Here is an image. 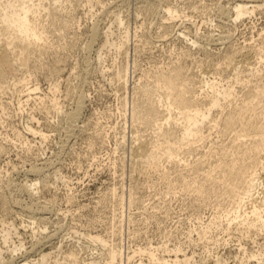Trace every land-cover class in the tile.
<instances>
[{"label":"rangeland","instance_id":"1","mask_svg":"<svg viewBox=\"0 0 264 264\" xmlns=\"http://www.w3.org/2000/svg\"><path fill=\"white\" fill-rule=\"evenodd\" d=\"M91 1L70 0L67 13L75 27L63 41L51 39L52 49L42 58L43 68H34V55L28 69H17L8 80L15 84L25 78L26 85L0 90L4 107L0 108V249L4 261L20 262L28 253L26 258L32 264H38L43 254L50 255L47 264H71L66 258L72 251L87 260L99 252L85 235L100 234L110 240L109 244L121 240L126 254L140 247L181 248L179 259L187 256L196 263L216 256L226 264H264L258 259L243 261L242 252L251 255L264 250V233L227 235L214 231L209 240L199 241L195 228L201 224L194 217L203 210V221H207L214 206L203 207L202 201L179 187L166 195L167 185L157 174L137 166L131 154L138 144L135 136H152L151 128L144 125L137 126L140 132L135 133L132 121L134 104L144 101L136 95L137 88L150 83L146 76L178 64L196 81L233 82L234 67L247 79L257 67L254 53L249 60L244 53L237 55L232 68L222 63L231 50L246 45L250 49L259 44L260 36L264 38V1L250 2L262 7L235 23L230 10L236 0H153L158 4L155 12L150 7L152 0ZM167 9L176 16L171 17ZM118 20L124 27H118ZM94 27L101 35L110 29L115 42L125 38L127 31L125 53L105 48L102 37L90 46ZM125 69L128 82L123 88L116 73ZM54 87L58 89L55 93ZM235 87L237 92L243 91L242 84ZM36 88L37 92L26 97L28 89ZM55 97L62 108L58 112L51 108ZM80 101L81 112L71 123L66 115L74 113ZM123 105L124 112L120 110ZM206 132L209 139L205 147L231 144L230 133ZM196 147L195 152L181 157L198 159L202 149ZM37 170L40 172L35 173ZM34 184L38 186L30 192L23 190ZM119 197L123 206L117 204ZM121 207L125 217L118 232L123 234L114 238L112 218ZM130 216L133 224H129ZM151 216L154 218L146 219ZM5 230L13 234L7 245L3 242ZM14 247L18 251L11 254L7 248L11 251ZM165 255L175 259L173 252ZM142 258L149 264L147 256Z\"/></svg>","mask_w":264,"mask_h":264},{"label":"bare ground","instance_id":"2","mask_svg":"<svg viewBox=\"0 0 264 264\" xmlns=\"http://www.w3.org/2000/svg\"><path fill=\"white\" fill-rule=\"evenodd\" d=\"M87 1L88 4H92L91 0ZM236 1L230 10L234 23L254 14L262 7L255 3L250 4L254 2L253 0ZM154 2L150 3V7L155 12L154 6L158 4L154 5ZM67 3H70V0H0L1 91L10 89V86L26 85L25 78L15 84L8 80L17 69H28L34 55L37 56L34 68H43L42 58L50 48L52 49L51 39L63 41L67 33L75 27L70 13H67ZM221 11L222 14L229 13L231 16L229 11ZM167 12L171 17L176 16L172 9H167ZM117 22L118 27H124L122 20ZM124 34L125 38L115 42L112 40L113 33L110 29L101 35L97 27H94L89 45L102 37L105 48L113 47L118 53H125L128 43L127 31ZM260 38L258 45L255 46V43L254 46L249 45L250 49L246 45L239 50L234 49V52L231 50L222 63L232 68L237 55L244 53L243 56L248 58L254 53L257 57V67L251 69L247 79L245 77L242 79L241 69L234 67L236 74L233 82L223 84L222 80L210 81L207 78L196 81L195 78L185 75L183 66L176 64L147 75L146 80L150 83L146 87L137 88L136 91V95L142 96L144 101L142 105L134 104L132 110L134 128L140 125L149 127L152 136H147L148 139L139 135L134 137L138 144L132 148L131 154L134 157L132 159L144 171L159 176V181L167 185L166 195L180 188L181 192L191 194L193 199L202 201L203 204L200 203L202 206L207 207L211 204L214 206L207 221H203V210V214L199 211L194 217L201 224L197 230L195 228L199 241L209 240V234L214 231L227 235H235L237 232L247 235L264 233V38L261 36ZM245 61L247 62V59ZM127 76L126 69L116 73L118 81H122L123 88L127 85ZM238 84H242L243 87L240 93L235 87ZM38 90L39 88L28 89L26 97L30 98ZM57 90V87H54L52 91L55 93ZM51 101V108L56 112L61 111L56 97ZM82 101L78 103L74 113L66 115V119L68 116L71 123L79 116ZM0 108L4 107L0 104ZM120 110L124 112L125 106L123 105ZM1 121L0 115V123ZM71 123H68L69 127H72ZM206 129L208 132L216 130L218 135L232 134L231 144L214 143L210 147H205L209 139ZM135 130V133L140 132L137 128ZM28 131L35 132L32 128H28ZM42 137L47 139L45 135ZM195 147L202 149L201 154H197L198 159L190 161L181 157L184 153L195 152ZM136 159L138 160L135 161ZM39 172L40 170L35 171ZM174 174L176 177L172 178ZM36 186L38 185L26 186L23 190L30 192L33 190L31 187ZM132 196L130 205L135 204ZM123 201V198L119 197L117 204L123 206ZM225 205L226 208L223 207ZM114 213L111 234L115 236L114 238H117L116 236L119 238L123 234L118 231L123 227L124 208L121 207ZM130 218L131 216L128 219L129 224L133 222L130 221L133 218ZM153 218L154 216L146 217L147 220ZM12 235L11 231H4V245L8 244ZM85 237L96 247L98 255L92 254L89 259L83 260L79 258L78 252L72 251L66 258L71 264H147L143 256L145 258L147 256L149 264H226L216 256L214 259L209 256L207 260L197 263L187 256L181 260L178 257L182 252L180 247L174 251L165 250L164 247L161 249L140 247L132 251V254H126L121 240L116 245L110 243V246V240L100 234H89ZM16 247L11 251L10 248L7 250L11 254L17 253ZM244 251L242 249L243 261L258 259L264 262L262 248L251 255ZM171 252L175 254V259L166 257L165 253L170 256ZM3 253V249H0V264H32L26 258L28 253H25L26 257L20 262L14 261L15 259L5 262ZM138 256L140 259L135 261ZM49 257L50 255L43 254L38 264H47Z\"/></svg>","mask_w":264,"mask_h":264}]
</instances>
